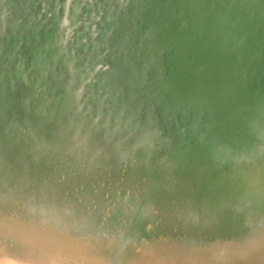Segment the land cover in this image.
<instances>
[{
	"label": "rangeland",
	"instance_id": "374dc122",
	"mask_svg": "<svg viewBox=\"0 0 264 264\" xmlns=\"http://www.w3.org/2000/svg\"><path fill=\"white\" fill-rule=\"evenodd\" d=\"M0 264H264V0H0Z\"/></svg>",
	"mask_w": 264,
	"mask_h": 264
}]
</instances>
